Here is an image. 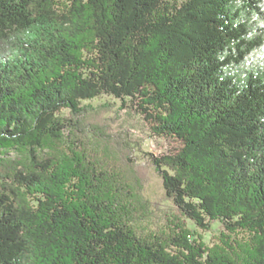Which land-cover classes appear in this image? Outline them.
Returning <instances> with one entry per match:
<instances>
[{
  "label": "trees",
  "instance_id": "1",
  "mask_svg": "<svg viewBox=\"0 0 264 264\" xmlns=\"http://www.w3.org/2000/svg\"><path fill=\"white\" fill-rule=\"evenodd\" d=\"M104 94L177 143L154 163L213 244L144 229L130 151L81 120ZM0 264H264V0H0Z\"/></svg>",
  "mask_w": 264,
  "mask_h": 264
},
{
  "label": "rangeland",
  "instance_id": "2",
  "mask_svg": "<svg viewBox=\"0 0 264 264\" xmlns=\"http://www.w3.org/2000/svg\"><path fill=\"white\" fill-rule=\"evenodd\" d=\"M83 103L89 106L81 117L86 126L91 129L93 125L96 126L98 138L110 133L117 140L116 145L119 149L127 148L130 151L129 156L135 165L131 169L142 182V194L148 205L147 212L141 219L144 229L164 227L169 224L168 218L179 217L191 229L192 238L198 239L202 236L204 242L213 244L225 229L224 224L213 220L209 229H202L166 196L161 172L157 169L154 159L172 152L177 145L174 139L154 136L143 116L131 102L124 103L120 99L104 94ZM64 113L68 114V110ZM112 149L115 152L119 151L113 147ZM13 152L11 151L10 155H13Z\"/></svg>",
  "mask_w": 264,
  "mask_h": 264
}]
</instances>
